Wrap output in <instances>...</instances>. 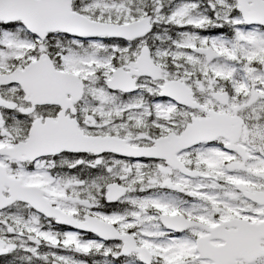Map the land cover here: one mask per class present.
Segmentation results:
<instances>
[{
    "label": "snow or ice",
    "instance_id": "snow-or-ice-1",
    "mask_svg": "<svg viewBox=\"0 0 264 264\" xmlns=\"http://www.w3.org/2000/svg\"><path fill=\"white\" fill-rule=\"evenodd\" d=\"M0 264H264V0H0Z\"/></svg>",
    "mask_w": 264,
    "mask_h": 264
}]
</instances>
